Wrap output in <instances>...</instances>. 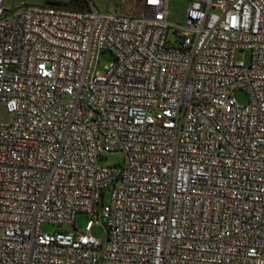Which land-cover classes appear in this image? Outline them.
Wrapping results in <instances>:
<instances>
[{
    "label": "built area",
    "instance_id": "obj_1",
    "mask_svg": "<svg viewBox=\"0 0 264 264\" xmlns=\"http://www.w3.org/2000/svg\"><path fill=\"white\" fill-rule=\"evenodd\" d=\"M87 1L0 0V264H264V0Z\"/></svg>",
    "mask_w": 264,
    "mask_h": 264
},
{
    "label": "rangeland",
    "instance_id": "obj_2",
    "mask_svg": "<svg viewBox=\"0 0 264 264\" xmlns=\"http://www.w3.org/2000/svg\"><path fill=\"white\" fill-rule=\"evenodd\" d=\"M22 1L29 2V3L47 4L48 2H52V1L66 3V2H70L71 0H6V3L8 5H12L14 3H19ZM91 1L99 10L103 12L121 11V10H127L129 8L128 6H126L128 3L127 2L123 3V0H91ZM176 4L180 5L181 2H172V5H176ZM88 5H89L88 1L84 0V2L82 3V8H86L88 7ZM175 16H176L175 20H177V22L183 21V17L181 16V14L175 15ZM113 58H114V55L111 52L105 51L101 53L99 56V60H100L99 68L102 69L103 66L107 64L108 62H110ZM236 58L238 60L244 59L246 62H248L250 59V52L239 50L236 53ZM235 95L239 102L245 103L247 101V95L245 91L238 90L236 91ZM8 118H9V114L5 111L4 105L0 104V119L7 120ZM118 159L119 158L116 156H110L109 159L106 160L104 163L112 164ZM109 200H110V193H107L104 199V203L108 204ZM88 220H89V217L87 214L80 213L76 216V225L79 227V229H84L85 226L87 225ZM61 228L62 227L54 226V225L47 224V223L42 225V230L48 231V232H53L55 229H61ZM91 233L95 237L100 238L104 234V229L101 225L95 224L91 230Z\"/></svg>",
    "mask_w": 264,
    "mask_h": 264
},
{
    "label": "water",
    "instance_id": "obj_3",
    "mask_svg": "<svg viewBox=\"0 0 264 264\" xmlns=\"http://www.w3.org/2000/svg\"><path fill=\"white\" fill-rule=\"evenodd\" d=\"M47 4L56 5V6H65V7H71V8H77L79 6L78 1H72V2H66V3L52 1V2H48Z\"/></svg>",
    "mask_w": 264,
    "mask_h": 264
},
{
    "label": "trees",
    "instance_id": "obj_4",
    "mask_svg": "<svg viewBox=\"0 0 264 264\" xmlns=\"http://www.w3.org/2000/svg\"><path fill=\"white\" fill-rule=\"evenodd\" d=\"M73 1H79L81 6H82V3L84 2V0H73Z\"/></svg>",
    "mask_w": 264,
    "mask_h": 264
},
{
    "label": "flooded vegetation",
    "instance_id": "obj_5",
    "mask_svg": "<svg viewBox=\"0 0 264 264\" xmlns=\"http://www.w3.org/2000/svg\"><path fill=\"white\" fill-rule=\"evenodd\" d=\"M73 0H71L70 2H72ZM79 2V1H78ZM77 8H82V6L80 5V3H79V6L77 7Z\"/></svg>",
    "mask_w": 264,
    "mask_h": 264
}]
</instances>
